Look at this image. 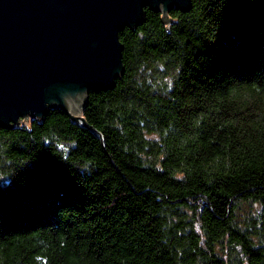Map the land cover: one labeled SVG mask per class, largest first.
Returning a JSON list of instances; mask_svg holds the SVG:
<instances>
[{"label":"trees","instance_id":"16d2710c","mask_svg":"<svg viewBox=\"0 0 264 264\" xmlns=\"http://www.w3.org/2000/svg\"><path fill=\"white\" fill-rule=\"evenodd\" d=\"M145 11L97 134L0 126V264H264V0Z\"/></svg>","mask_w":264,"mask_h":264},{"label":"water","instance_id":"95a60500","mask_svg":"<svg viewBox=\"0 0 264 264\" xmlns=\"http://www.w3.org/2000/svg\"><path fill=\"white\" fill-rule=\"evenodd\" d=\"M146 7L167 16L192 0H0V126L60 108L88 127V94L116 86L119 34L142 24Z\"/></svg>","mask_w":264,"mask_h":264},{"label":"rangeland","instance_id":"374dc122","mask_svg":"<svg viewBox=\"0 0 264 264\" xmlns=\"http://www.w3.org/2000/svg\"><path fill=\"white\" fill-rule=\"evenodd\" d=\"M23 119H25V118H23ZM29 121H31V117H29Z\"/></svg>","mask_w":264,"mask_h":264}]
</instances>
